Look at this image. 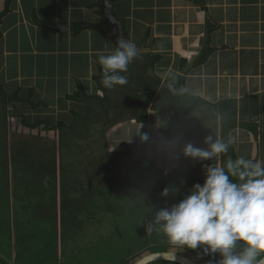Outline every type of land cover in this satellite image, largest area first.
Returning <instances> with one entry per match:
<instances>
[{
    "label": "flooded vegetation",
    "instance_id": "obj_1",
    "mask_svg": "<svg viewBox=\"0 0 264 264\" xmlns=\"http://www.w3.org/2000/svg\"><path fill=\"white\" fill-rule=\"evenodd\" d=\"M10 99L0 92V264H209L210 257L198 259L196 252L172 248L162 233H147L146 224L203 184V165L223 166L240 156L264 160V120L246 121L224 137L211 116L186 122L172 108L170 120L176 119L164 139L175 163L164 170L141 158L149 152L134 127L110 122L107 98L102 114L110 121L91 115L63 130L50 121H24L23 104ZM210 135L230 138L228 152L199 163L183 157L187 144L204 148ZM155 143L166 150L164 142ZM167 186L179 189L175 202L160 195Z\"/></svg>",
    "mask_w": 264,
    "mask_h": 264
},
{
    "label": "crops",
    "instance_id": "obj_2",
    "mask_svg": "<svg viewBox=\"0 0 264 264\" xmlns=\"http://www.w3.org/2000/svg\"><path fill=\"white\" fill-rule=\"evenodd\" d=\"M110 2L131 41L152 48L139 52L128 67L130 75L123 73L134 90L143 80L150 81L146 66L154 55L161 57L154 70L161 83H151L156 92L148 121L138 123L123 87L105 89L101 84L98 58L111 54L115 46L100 31L105 27L100 0H0V85L23 99L33 91V101L48 106L35 110L18 105L29 120H48L53 126L63 122L73 128L77 119L82 123L93 115L106 123L110 120L102 111L107 98L114 110L112 121L147 131L160 125L156 141L169 145L162 123L170 120L172 108L186 122L194 116L220 122L212 104L256 96L260 104L264 102V0ZM45 24H66L67 29L62 32ZM207 51V60L198 64ZM168 82L176 84L165 86ZM78 85L91 99H66ZM250 104L246 101L248 108Z\"/></svg>",
    "mask_w": 264,
    "mask_h": 264
},
{
    "label": "clouds",
    "instance_id": "obj_3",
    "mask_svg": "<svg viewBox=\"0 0 264 264\" xmlns=\"http://www.w3.org/2000/svg\"><path fill=\"white\" fill-rule=\"evenodd\" d=\"M138 56L134 42L118 39L111 54L98 58L103 87L126 85L123 73ZM147 139L145 133L142 140ZM232 142L210 135L205 137L206 147L189 143L182 155L197 163L213 161L227 153ZM203 171V184H195L179 202L155 212L146 232L162 233L172 248L196 252L198 259L210 257L209 264H264V160L240 156L223 166L203 165ZM178 191L167 186L160 195L175 196Z\"/></svg>",
    "mask_w": 264,
    "mask_h": 264
},
{
    "label": "trees",
    "instance_id": "obj_4",
    "mask_svg": "<svg viewBox=\"0 0 264 264\" xmlns=\"http://www.w3.org/2000/svg\"><path fill=\"white\" fill-rule=\"evenodd\" d=\"M1 21V20H0ZM82 27V26H81ZM0 36H2V33L0 32ZM210 51H207L198 61V64H203L208 56ZM161 60V57L159 55H154V61H152L150 64L146 66L147 75L150 77V81H142L139 88L136 90H129L131 89L127 84L123 85L122 89L124 91H128V96L130 102V109L131 112L137 117L138 123H146L148 121V110L151 105V101L154 97V94L156 92V88L152 87V82L156 81L158 84L161 83V79L159 77H156L154 70L156 67V64ZM101 74V73H100ZM126 74H129L127 71ZM130 75V74H129ZM131 81H128V84ZM176 82L174 83H166V86L168 87H174ZM79 89L77 92H75L73 95L66 96V99L68 101L72 102H82L86 101L88 99H91L89 95L84 91V88L82 85H78ZM0 92L4 93L5 96L7 95L11 99L9 102L11 103H20V104H26L29 105L32 109H39V108H48V106L45 103H35L33 101V95L34 92L30 91L29 95L26 99H23L19 94H8L4 87L0 85ZM7 93V94H6ZM260 96L252 97L250 100H244L241 102L236 101H223L218 104H212L211 108L216 116H218L220 120L221 125V135L224 137H228L229 134H231L234 130L238 129L239 127H243L246 121H252V120H264V102L260 104ZM246 101H249L250 108L246 106ZM110 107V113L111 117L114 115V110ZM91 113V111H90ZM90 113L88 116H90ZM259 113V115H262L260 117H256V114ZM168 115V113H167ZM155 118V116H152ZM170 117V116H168ZM89 117H87L84 121H90L88 120ZM27 119V117H24V121ZM108 119V118H106ZM109 120V119H108ZM44 123L48 122V120L43 121ZM112 122V119L111 121ZM264 124V122H263ZM67 128V126L63 122L57 123V125L54 127V130H63ZM164 130V128H163ZM166 132H169L168 130H164ZM175 176V175H174ZM177 179L172 181V184H175ZM181 191V188H180ZM177 193L175 196L172 195V200L175 202V200H178Z\"/></svg>",
    "mask_w": 264,
    "mask_h": 264
},
{
    "label": "rangeland",
    "instance_id": "obj_5",
    "mask_svg": "<svg viewBox=\"0 0 264 264\" xmlns=\"http://www.w3.org/2000/svg\"><path fill=\"white\" fill-rule=\"evenodd\" d=\"M259 116V113L256 114V117ZM172 120L168 121L167 119L165 120V122L162 123V129H166L168 131H171L172 128ZM78 122V119L77 121ZM174 124V122H173ZM261 124V129L264 130V124ZM160 125H157L156 127H154L153 129H150L149 131H147L146 129H142V128H135L134 130V134L137 138V141H141L142 142V136L147 133L148 135V139L144 140L145 143L142 144V148H144V152L148 153V155L143 156L141 158H148L150 160H155L157 162H159L160 167L163 168L164 170H168L170 168H172V163H175L174 161V154L173 153V149L171 148L170 144H167L163 146V148L165 147L166 150H164L163 153L160 152V149L158 148V144H156L155 142H157V133L158 132V128L160 129ZM37 132V131H35ZM130 132V140H132V128L129 130ZM28 133V131H27ZM161 139V138H160ZM133 141V140H132ZM141 152V150H140ZM118 170V169H117Z\"/></svg>",
    "mask_w": 264,
    "mask_h": 264
},
{
    "label": "water",
    "instance_id": "obj_6",
    "mask_svg": "<svg viewBox=\"0 0 264 264\" xmlns=\"http://www.w3.org/2000/svg\"><path fill=\"white\" fill-rule=\"evenodd\" d=\"M100 15L103 17L105 21V27L100 29V31L111 39L112 43L116 47V41L120 38L130 40L129 34L126 31L125 25L123 22L116 16L114 12V8L110 0H100ZM51 29H57L62 32H65L67 29V25H56V24H45ZM139 52L151 51V47L147 46L146 43L143 45H137ZM111 133V132H110Z\"/></svg>",
    "mask_w": 264,
    "mask_h": 264
}]
</instances>
